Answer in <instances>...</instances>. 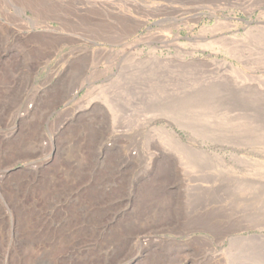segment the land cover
<instances>
[{
  "label": "rangeland",
  "instance_id": "obj_1",
  "mask_svg": "<svg viewBox=\"0 0 264 264\" xmlns=\"http://www.w3.org/2000/svg\"><path fill=\"white\" fill-rule=\"evenodd\" d=\"M0 175V264H264V0H0Z\"/></svg>",
  "mask_w": 264,
  "mask_h": 264
},
{
  "label": "bare ground",
  "instance_id": "obj_2",
  "mask_svg": "<svg viewBox=\"0 0 264 264\" xmlns=\"http://www.w3.org/2000/svg\"><path fill=\"white\" fill-rule=\"evenodd\" d=\"M37 64H39V63H37ZM74 94H75V92H74ZM7 173L8 172H4L3 176H5ZM3 176L0 175V179H2ZM156 177H155L156 181H158L159 184L160 183L165 184V183H168V181L170 180V173L168 170H164V171L158 173L156 175ZM39 195L41 197H44L42 193H40ZM171 213H172V208H170L169 206H163V208L157 213L155 218H153V219L148 218V219H141V220L143 223H152L154 229H157L159 232H162V231L164 232L166 230H169L172 226L175 225L173 223L174 220H171V217H172ZM45 222H46V219L40 214L35 216L34 220L32 217H30V218L28 217L26 219L27 232L31 235L32 229H36L40 226L42 228H47L48 226L46 225ZM195 225H199L201 228L205 227V225H202L201 223H196ZM220 231L221 230L217 231L216 234L219 235L220 238H222V237H224V234ZM136 234L139 235V233H131L129 235V240L132 241V238ZM60 241L63 243L62 240H60ZM152 242H153V238L149 237L148 235H142V236H140L138 243L144 244V245H150ZM38 244L41 245V242H38ZM55 244H56L55 236H53L51 239H49V245L48 246L52 247ZM66 247L67 246H65V245L61 246L62 249L59 250V253L55 254L54 261H55V259L58 261H62L64 259V257H66L69 254V251L65 250ZM36 249L37 250L21 246L18 250L13 252V255H11V258L9 259L8 264H25L26 255L27 254L32 255V254L36 253L37 251H40L39 247H37Z\"/></svg>",
  "mask_w": 264,
  "mask_h": 264
}]
</instances>
